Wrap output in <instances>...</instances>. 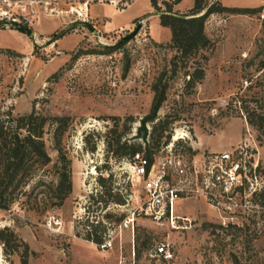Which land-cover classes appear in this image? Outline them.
<instances>
[{
	"label": "rangeland",
	"instance_id": "1",
	"mask_svg": "<svg viewBox=\"0 0 264 264\" xmlns=\"http://www.w3.org/2000/svg\"><path fill=\"white\" fill-rule=\"evenodd\" d=\"M191 3L180 0L178 8ZM208 3L227 10L206 18L208 47L171 77V33L149 0H0V119L12 123L32 110L47 116L43 140L51 159L0 208V264H233V253L241 264H264L259 196L255 202L238 193L240 205L225 218L201 198L179 201L176 210L194 219L191 230L176 232L137 217L133 238L128 230L112 229L130 203H94L104 191L126 199L133 194L129 158L110 155L104 141L117 122L118 132L141 143L144 152L143 140L131 138L149 113L155 84L167 87L157 115L174 120V154L234 151L247 144L246 161L256 164L264 190V137L247 124L236 99L264 89V0ZM199 65L204 77L185 86V71ZM53 116H68L60 146L70 161L71 191L59 206ZM159 134L147 137L156 153L162 144L151 139ZM89 228L103 235L102 242L109 238L111 248L88 240ZM165 241L173 251L170 261L149 254Z\"/></svg>",
	"mask_w": 264,
	"mask_h": 264
},
{
	"label": "trees",
	"instance_id": "2",
	"mask_svg": "<svg viewBox=\"0 0 264 264\" xmlns=\"http://www.w3.org/2000/svg\"><path fill=\"white\" fill-rule=\"evenodd\" d=\"M149 1L153 9L159 13V23L167 27L171 33L168 46L174 51L171 57L170 69L171 77H174L179 68H187L190 60L194 59L200 50L208 47L209 38L204 31L206 18L212 13H220L227 10V8L223 6L215 7L213 3L209 4L208 0H193V5L190 9L184 13H179L173 11V5L180 0ZM159 3L164 6V10L161 9ZM202 12L204 13L202 14ZM15 29L24 32L21 28ZM65 32L67 31L58 34L54 39L60 38ZM203 59L207 60L206 56H203ZM185 75L187 77L185 86H193L204 77V68L200 65L195 66L193 70L185 71ZM166 88L165 86L158 88L156 84L153 86L154 95L149 113L139 120L140 124L137 128V133L131 138L143 140V143L146 145L144 152L141 149V143L132 142L129 140L130 138H124L126 132H118V124L114 122V127L108 130L107 139L104 141L106 150L110 155L115 158L127 156L131 160L135 153L143 152L149 160H152L156 151L151 150L147 137L154 136L157 130H160V134L156 138L152 137L153 144L158 147L160 143L163 146L169 142L174 120L170 119L167 114L163 117L157 115L159 108L165 100ZM248 88L250 89V86H247ZM236 99L240 104V109L245 114L247 124L258 133V137H264V89L253 91L252 93L245 94V96H238ZM50 119L52 120L50 124L53 146L58 153V162L60 163L57 168V183L54 188L55 194L58 196L56 204L59 206L71 191L70 161L67 159L65 153L62 152L60 146L61 138L66 131L61 126V123H65L68 116H53ZM126 119L131 120L132 118L127 117ZM48 121L49 118L47 116L39 114L34 110L28 114L14 117L12 123H7L5 120L0 119L1 209L6 208L8 203L13 201V193L16 192L17 187L27 184L39 169L50 162L51 159L46 151L43 140L45 128L49 124ZM53 121H57L59 124L54 126ZM93 150L94 147H92L91 151ZM98 180L100 183L103 182L101 175H99ZM257 196H259V203L264 206V190H256L250 195L251 199L254 200ZM125 201L126 198H122L118 193L104 191L94 200V203L97 205L103 204L105 208L109 204L123 205ZM124 215H119L116 218V223ZM105 217L108 219L110 216L106 214ZM96 232L95 228L88 230L87 238L94 243H100L103 240V235ZM0 237H3V231H0ZM232 261L233 264H241L240 255L233 253Z\"/></svg>",
	"mask_w": 264,
	"mask_h": 264
},
{
	"label": "built area",
	"instance_id": "3",
	"mask_svg": "<svg viewBox=\"0 0 264 264\" xmlns=\"http://www.w3.org/2000/svg\"><path fill=\"white\" fill-rule=\"evenodd\" d=\"M173 143L163 145L152 160L143 152H137L128 161L126 174L133 194L124 205L130 203L131 206L124 217L113 224L114 231L128 230L133 238L137 217L165 225L172 231H188L193 228L194 219L176 210L179 201L201 198L225 218L238 206V193L250 196L261 189L256 164L246 161L247 144L234 151L174 154ZM99 246L109 249L112 243L108 238ZM149 254L164 261L173 259L170 243L166 241L157 244Z\"/></svg>",
	"mask_w": 264,
	"mask_h": 264
},
{
	"label": "water",
	"instance_id": "4",
	"mask_svg": "<svg viewBox=\"0 0 264 264\" xmlns=\"http://www.w3.org/2000/svg\"><path fill=\"white\" fill-rule=\"evenodd\" d=\"M204 12H202L203 14ZM11 26H13L14 28H21L26 34H29L31 36H33V33L32 31L28 28V27H25V26H20L19 24H16V23H10ZM140 28V25L138 24L135 29L130 33L128 34V36L125 37V39H128L130 38L131 36L135 35L137 33V31L139 30Z\"/></svg>",
	"mask_w": 264,
	"mask_h": 264
},
{
	"label": "crops",
	"instance_id": "5",
	"mask_svg": "<svg viewBox=\"0 0 264 264\" xmlns=\"http://www.w3.org/2000/svg\"><path fill=\"white\" fill-rule=\"evenodd\" d=\"M114 1V3H115V1L116 0H113ZM180 2V1H179ZM179 2L178 3H176L175 5H173V11L174 12H176V11H178L179 13H184V12H186L188 9H190L191 7H192V5H193V0H192V3H191V5L190 6H188V7H186L185 9H179L178 8V4H179ZM130 5V4H129ZM152 12H153V10H152ZM152 15H155V16H158V14H152ZM159 18V17H158Z\"/></svg>",
	"mask_w": 264,
	"mask_h": 264
}]
</instances>
